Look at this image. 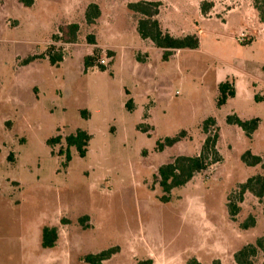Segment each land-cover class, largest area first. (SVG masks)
Instances as JSON below:
<instances>
[{
  "label": "rangeland",
  "instance_id": "1",
  "mask_svg": "<svg viewBox=\"0 0 264 264\" xmlns=\"http://www.w3.org/2000/svg\"><path fill=\"white\" fill-rule=\"evenodd\" d=\"M137 1L0 0V264H90L85 255L111 247L103 264H238L235 253L264 237V198L241 193L249 177L264 176V21L255 0H159L164 31L200 38L199 48L167 59L140 36L143 15L128 7ZM93 3L101 14L88 22ZM70 24L75 39L60 29ZM52 53L62 54L58 65ZM226 80L237 94L219 105ZM231 114L259 118L251 138L228 123ZM209 117L216 123L206 131ZM79 129L92 136L87 153L70 147L64 166L66 137ZM216 131V159L164 201L159 167L200 154ZM248 150L262 162L244 161ZM46 225L59 231L51 248L42 245ZM253 261L263 264L261 251Z\"/></svg>",
  "mask_w": 264,
  "mask_h": 264
},
{
  "label": "trees",
  "instance_id": "2",
  "mask_svg": "<svg viewBox=\"0 0 264 264\" xmlns=\"http://www.w3.org/2000/svg\"><path fill=\"white\" fill-rule=\"evenodd\" d=\"M161 4L162 2L159 0H140L129 3L128 7L130 10L143 15L142 18H140L138 25V32L140 36L144 39H150L153 41L155 46L162 48L164 50V59H167L175 49L199 48L200 38L197 34L190 33L183 36H175L162 29L161 23L156 17L160 12ZM212 5L213 3H207L206 6L205 4L202 5V11L207 12V10ZM254 5L260 13L261 20L264 21V0H255ZM100 14V7L95 3L90 4L86 12L87 21L92 22ZM66 28L71 29L72 39H75L78 25L70 24L67 27L60 26V29L63 32H65ZM62 59L63 56L61 53H52L50 55V61L54 65H58ZM91 65L92 63L90 61V56H87L85 59V66L89 67ZM102 70H104V68H102ZM219 90L221 92V95L218 99L219 105H223L230 97H234L236 95L235 86L227 80L219 84ZM126 106L129 109H133L132 99L128 100ZM227 121L228 123L236 124L241 127L249 138L253 136V133L259 127L258 117L242 119L237 114H231L227 117ZM215 123L216 120L214 117L207 118L204 122V129L209 131L210 126L214 125ZM184 133V131H181L175 136H167L162 140H158L157 149L162 151L167 146H173L183 138ZM91 137V134L83 129H79L75 133H71L66 137L67 151L65 152V160L63 162L64 166H67L68 162L71 160V153L69 151L70 147H75L80 156L84 157L86 155ZM60 139L61 137L58 136L54 140L59 142ZM217 139L218 132L216 131L214 135L207 136L200 154L178 155L174 157L172 161L159 167V183L165 192L164 196L162 197L164 201L169 200V194L173 188L185 185L194 177V175L205 170L212 163L214 158L216 159L217 150L215 146ZM54 140L51 139L48 143L52 144ZM212 155H214V157L211 158ZM243 159L250 165H256L262 162V158L260 156L252 154V152L249 150L244 153ZM247 189L253 191V193L258 195L260 198H264V176L254 175L249 177L245 183L241 184V193L243 194ZM241 199L243 200V195L241 196ZM233 209L234 210L232 213L235 214L238 211L239 206L234 205ZM58 237L59 231L57 227L48 225L43 227V247H54ZM116 249V247H111L98 253H89L84 256V259L90 264H103L106 259L111 257ZM259 251H261L263 254L264 264V237L258 238L255 245H246L237 251L235 253V260L238 264H254L253 257H255ZM138 264H153V260L151 258L140 260ZM192 264L201 263L194 261ZM214 264H220V262L216 261Z\"/></svg>",
  "mask_w": 264,
  "mask_h": 264
},
{
  "label": "crops",
  "instance_id": "3",
  "mask_svg": "<svg viewBox=\"0 0 264 264\" xmlns=\"http://www.w3.org/2000/svg\"><path fill=\"white\" fill-rule=\"evenodd\" d=\"M172 35H175V36H178V35H176V34H173V33H171ZM237 84L235 83V90H236V94H237V86H236Z\"/></svg>",
  "mask_w": 264,
  "mask_h": 264
},
{
  "label": "built area",
  "instance_id": "4",
  "mask_svg": "<svg viewBox=\"0 0 264 264\" xmlns=\"http://www.w3.org/2000/svg\"><path fill=\"white\" fill-rule=\"evenodd\" d=\"M244 35H245V34L242 32V33H241V37H242L241 40L244 39Z\"/></svg>",
  "mask_w": 264,
  "mask_h": 264
}]
</instances>
